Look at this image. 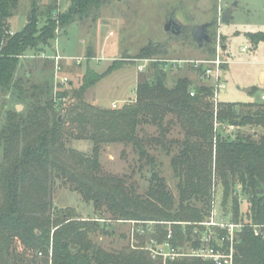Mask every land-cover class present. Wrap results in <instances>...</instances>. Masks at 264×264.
Instances as JSON below:
<instances>
[{"label": "trees", "instance_id": "obj_1", "mask_svg": "<svg viewBox=\"0 0 264 264\" xmlns=\"http://www.w3.org/2000/svg\"><path fill=\"white\" fill-rule=\"evenodd\" d=\"M105 1L70 0L69 9L54 16V3L38 12V0H29V20L8 34L7 20L15 15L18 0H0V94L13 89L25 106L21 112L8 110L0 127V264H214L199 258L164 262L146 248L149 239L163 242L169 230L171 245L191 241L190 247L198 246L193 232L203 228L197 223L209 214L214 179L222 188V216L243 224L235 234L233 264H264V239L251 227L264 225V101H219L214 113L210 86L201 80L195 84L187 76L169 83L158 62L149 64V75L137 79L134 100L119 108H100L84 97L119 67L115 63L103 73L86 67L77 88L68 82V88L58 85L53 90L52 80L26 85L14 77L19 55L42 52L56 37V28L95 16ZM39 15L46 18L41 28ZM192 31L193 25L185 26L181 33L193 41ZM246 37L254 45L264 43V31L247 32ZM211 44L201 49L212 55ZM161 53L159 44L150 43L138 57ZM43 60L52 69L53 61ZM201 72L200 67L196 76ZM63 98L68 102H61ZM224 126L236 130L223 134ZM176 128L179 139L169 137ZM71 139L90 141L91 154L66 146ZM106 142L131 145L139 168L147 165L149 184L144 193H137L126 175L98 173L101 145ZM148 148H159L166 155L178 148L169 162L176 198L160 174V160ZM60 179L91 200L98 217L83 219L73 209L57 211L51 190ZM241 200L246 203L244 213ZM103 207L108 218L100 216ZM128 220L154 221L153 231L146 239L139 236L138 244L118 249H106L91 237L112 235V222Z\"/></svg>", "mask_w": 264, "mask_h": 264}, {"label": "rangeland", "instance_id": "obj_2", "mask_svg": "<svg viewBox=\"0 0 264 264\" xmlns=\"http://www.w3.org/2000/svg\"><path fill=\"white\" fill-rule=\"evenodd\" d=\"M233 0H106L99 8L95 16L72 22L66 29L56 28V37L43 51L50 53L58 50L66 56H82L87 59L80 64L64 61L61 71L55 76L54 69L46 67L41 58L31 57L37 55L34 50H27L19 57V63L15 70L14 77L22 78L24 84L28 85L38 80H52L53 90L68 88L67 84H61L59 78L66 76L72 88H77L85 73L86 67L93 68L98 73H103L111 64L119 66L116 70L106 75L93 87L89 88L85 94V100L100 108H113L111 103L115 102L116 107H121L124 103L130 102L134 96L137 79L141 75H149L152 72L147 63L143 70H137L139 53L143 47L150 43L159 44L162 48L161 54H155L152 58L160 59H185L210 57L205 49L198 48L196 43L184 38L181 34L172 35L163 28L165 18L168 13L174 11L175 18L186 26L196 23L215 20L209 30L212 36L210 48L215 47L216 41L224 47L222 56L228 59V53L235 49L238 53L241 46L246 45L249 49L255 46L247 37V32L264 31V0H239L233 13V18L228 24L220 21L223 10ZM55 4V14L66 12L70 7V0H38V6L45 9L48 4ZM29 0H18L15 15L7 20L8 34L22 29L30 18ZM38 27L45 24V17L39 15ZM217 32L219 38L217 39ZM257 45V44H256ZM245 46V47H246ZM247 52V49H246ZM262 61L264 56H258ZM140 63V62H139ZM167 80H172L179 76H187L193 83L197 84L198 77L191 65H175L168 63L163 66ZM227 77V72L222 71L221 79L226 82L225 89L220 91L219 101L232 102H262L264 99L263 90H254L252 97L248 95L243 83L240 89L235 84L233 76ZM238 78V77H237ZM243 81V80H242ZM12 89L4 94H0V127L4 122L5 114L8 110L21 112L25 109L23 103L18 102ZM97 101V102H96ZM19 107V108H18ZM223 134L235 132V127H225ZM246 127L245 129H248ZM242 130V129H241ZM151 132V130H150ZM250 132V131H249ZM169 137L180 138L178 129H173ZM66 146L89 156L92 144L86 139H71L66 141ZM174 148L170 154L166 155L159 148L150 149V154L157 157L160 162V174L165 179L166 184L173 196L177 197L176 180L172 176L170 169V157L177 151ZM2 161V148L0 145V162ZM140 161L131 145L122 143L106 142L101 145L99 153V174L122 176L126 175L127 183L133 184L137 193H144L149 184V173L147 165L139 168ZM222 188L216 179L213 180L212 197L216 215L221 218L220 207ZM53 206L57 211L73 209L78 216L83 219L98 217V211L94 208L91 200H85L76 190L69 187L63 180H56L51 190ZM240 211L244 213L246 203L240 201ZM101 217H109V213L104 207L101 209ZM114 233L112 235H102L95 233L91 235L93 240L106 249H118L124 245H136L139 243V236L146 239L147 234L140 233L135 236L132 223L112 222ZM148 244V243H147ZM156 246L154 249H158Z\"/></svg>", "mask_w": 264, "mask_h": 264}, {"label": "built area", "instance_id": "obj_3", "mask_svg": "<svg viewBox=\"0 0 264 264\" xmlns=\"http://www.w3.org/2000/svg\"><path fill=\"white\" fill-rule=\"evenodd\" d=\"M221 21V20H220ZM13 34L12 31L9 32ZM219 38V33L217 32V39ZM243 50L246 47L242 48ZM223 47L216 41L214 52L210 57L204 58H185V59H160V58H135V61H138L137 70L141 71L144 69L146 64L151 62H158L160 66H165L168 63H173L175 65H191L194 72L198 68H202V72L197 75L198 79L206 83L211 87L212 93L210 95V101L213 104L214 113H216L217 104L219 102L220 91L226 87V83L221 79V74L223 71V66L227 63V60L222 56ZM25 55H19L22 57ZM31 57L41 58V59H50L53 61V69L55 76L61 71V66L64 61H70L75 64H80L82 60L87 59L82 56H66L58 50L51 51L47 53L45 51L37 53L36 56L33 54ZM140 62V63H139ZM68 78L66 76H61L59 82L61 84H67ZM189 94L194 95V90L191 89ZM264 99V95L262 96ZM64 104L67 103V99H60ZM218 127V123L215 122V128ZM225 127L233 126H224ZM213 196V195H212ZM213 197L210 205V211L208 216L201 222H198L197 225L202 226L203 228L196 227L193 232L194 239L198 242L197 247H190L191 241L186 242V245L173 246L168 239L171 238V232L168 231L166 239L161 243H155L154 239H149L146 243V248L150 252L153 258L158 256L162 257L163 261L174 260L177 258H199L201 260L211 261L214 264H233V244L235 239V234L239 231L243 224L233 223L228 219L219 218L216 215ZM130 222L133 224L135 233H150L153 231L152 225L154 221H147L143 223L142 221L128 220L125 223ZM168 224L170 222H167ZM185 222H182L184 224ZM190 223V222H187ZM253 234L255 236H261L264 239V225L253 224L251 225ZM227 244L224 248V244ZM156 246H159L158 249H154ZM40 255V253H39Z\"/></svg>", "mask_w": 264, "mask_h": 264}, {"label": "crops", "instance_id": "obj_4", "mask_svg": "<svg viewBox=\"0 0 264 264\" xmlns=\"http://www.w3.org/2000/svg\"><path fill=\"white\" fill-rule=\"evenodd\" d=\"M245 46L246 45L241 46L238 53L234 48L230 50L228 53L227 63L223 66V71L227 72V77L229 75L235 78V84L237 85L238 89H240V85L242 86L240 83L244 82L243 86L245 92L252 97V95H254L252 88H256L255 90L257 91H264V60L262 61V59L258 57L260 55L264 56V43L260 42L257 45L251 47V49L246 46L247 52L246 49H242ZM105 77L106 76L102 77L100 80ZM227 77L225 74V78ZM134 98L135 92L134 96L131 98V101L134 100ZM111 107H116V103L112 102Z\"/></svg>", "mask_w": 264, "mask_h": 264}, {"label": "water", "instance_id": "obj_5", "mask_svg": "<svg viewBox=\"0 0 264 264\" xmlns=\"http://www.w3.org/2000/svg\"><path fill=\"white\" fill-rule=\"evenodd\" d=\"M239 0H233L222 12L220 20L224 24H228L233 18V12L237 7ZM215 20L206 21L202 23L193 24L192 39L198 48H202L205 43H210L212 37L209 34L210 28L213 26ZM186 25L182 24L175 18L174 11L168 13L165 18L163 28L166 32L172 35H179ZM19 108V107H18ZM260 191V189H258Z\"/></svg>", "mask_w": 264, "mask_h": 264}]
</instances>
